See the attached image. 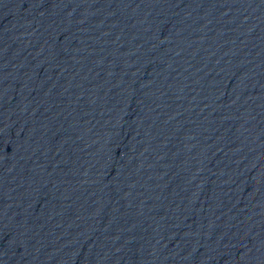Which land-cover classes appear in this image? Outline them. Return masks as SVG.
Masks as SVG:
<instances>
[{"label": "water", "instance_id": "95a60500", "mask_svg": "<svg viewBox=\"0 0 264 264\" xmlns=\"http://www.w3.org/2000/svg\"><path fill=\"white\" fill-rule=\"evenodd\" d=\"M0 264H264V0H0Z\"/></svg>", "mask_w": 264, "mask_h": 264}]
</instances>
